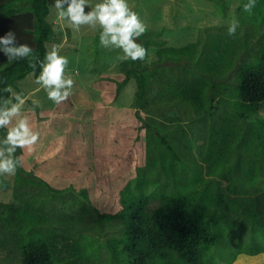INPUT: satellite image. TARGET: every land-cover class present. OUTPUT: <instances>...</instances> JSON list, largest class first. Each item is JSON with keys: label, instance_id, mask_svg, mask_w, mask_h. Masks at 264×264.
<instances>
[{"label": "trees", "instance_id": "trees-1", "mask_svg": "<svg viewBox=\"0 0 264 264\" xmlns=\"http://www.w3.org/2000/svg\"><path fill=\"white\" fill-rule=\"evenodd\" d=\"M245 3L247 0L239 2V27L234 36L220 33L181 47L165 46L156 39L158 32L149 29L138 38L136 42L147 50L151 45L158 47L156 60L150 64L145 63L147 57L144 61H122V80H108L110 88L118 91L130 78L135 79L131 123L110 132L96 121L90 142L76 134L70 139L64 132L62 139L51 141L41 152L17 149L16 155L24 157V166L15 174L13 201H0V244L9 243L19 250L20 264H86L96 247L84 233L78 237L72 234L74 224H83L86 217L96 224L122 223L119 233L103 241L114 263L230 264L243 253L238 251L230 262L219 263L212 246L229 231L225 225L231 228L221 212L226 206L234 210L235 205L221 198L218 183L230 180L227 195L232 198L236 192L232 172L243 169V164L232 158L243 140L238 131H243L247 124L243 121L264 100V0H256L251 15L243 11ZM216 5L220 10L221 5ZM48 13V0H0V37L14 32L17 43L29 45L37 57L33 70L29 67L31 57L8 63L0 51V99L11 96L4 91L6 86L13 88L29 73L40 74L39 60H43L48 51L46 43L54 35L46 19ZM236 69L235 87L221 82ZM154 84L157 92L150 101ZM221 94L224 97L218 98ZM225 97L232 98L228 101L239 110L237 116L242 121L235 127L219 109L218 102ZM156 99L190 108L203 123L205 136L198 160L193 156L197 147L182 144L186 131L180 115L169 117L178 129L167 130L165 124L149 121L154 117L150 103ZM69 105L68 99L56 105L45 112L46 118L66 115ZM37 119L42 126L43 121ZM52 119H48L50 125ZM6 133L7 129L0 128V139ZM256 135L260 139L264 132H254V137L243 144H251L256 160L255 164L251 158L246 160L251 170L244 171L251 181L262 155L252 150ZM260 146L264 149V141ZM153 175L165 177L166 182L152 180ZM68 202L77 205L78 213L69 218L74 224L58 216L59 205ZM261 252L264 246H256L247 254Z\"/></svg>", "mask_w": 264, "mask_h": 264}, {"label": "rangeland", "instance_id": "rangeland-1", "mask_svg": "<svg viewBox=\"0 0 264 264\" xmlns=\"http://www.w3.org/2000/svg\"><path fill=\"white\" fill-rule=\"evenodd\" d=\"M240 1L128 0V4L148 25L149 30L158 32L156 39L162 40L165 46L181 47L197 40L206 39L208 36L226 34L230 21L238 19L237 8ZM54 2L55 0H48L49 13L46 19L52 24L54 35L52 41L47 42L46 46L50 50L52 45H60L59 54L66 56L69 60L66 71L72 75L75 83L72 95L68 98L70 101V105L67 107L68 112L62 116L49 115V118L53 117L52 125L48 123L49 118H46L45 112L51 111L57 104L49 100L46 92L35 83L39 75L35 76L33 73H29L24 79L16 81L12 88L13 92L23 93L27 98L22 114L28 117L33 130L40 134L39 141L34 146L36 153L44 150L51 141L62 139L65 135L64 132H67L66 135L70 139L75 138L73 135L76 134L77 138L81 136L85 138L86 142H90L93 125L96 121L99 122L101 128L114 132L111 130H115L117 126L132 122L135 110L133 100L137 83L134 78H130L118 91L114 87L110 88V84H108L110 79L116 82L122 80L123 72L120 68V62L115 60L118 54H122L120 50L104 48L100 45L99 32L101 29L99 27L93 29L82 26L79 31L70 28L66 21L58 17L53 7ZM97 2L99 0H90L92 5ZM217 2L221 5L220 10L222 12L217 8ZM90 10L88 6L85 7L86 13ZM256 40H253L254 49H256ZM157 48L155 45L149 46L146 64L156 60ZM242 62L243 60H240L239 64ZM236 74L237 69L229 74L228 79L221 80V82L231 88L235 87ZM156 92L157 86L154 84L149 92L148 100L151 101ZM222 97L224 95H218V98ZM230 99L226 97L220 99L218 106L221 114L228 117L230 124L235 127L242 120L237 116L239 110L233 109L231 101H228ZM33 100L40 102V106L36 107L34 111L31 110ZM175 105V103L171 106L163 104L157 99L154 103L151 102L152 112L150 113L154 117L150 116L149 121L161 122L165 124L167 130L178 129L176 123L169 121V117L180 115L183 120L181 126L186 131L185 138L184 136L182 138V144L191 148L197 147L196 151L193 150V156L198 160L200 144L204 141L205 127L192 115L190 108ZM185 109L188 112H184ZM96 111L97 116L93 118ZM37 118L43 121L42 126L36 123ZM214 118L219 124V119ZM243 122L247 124L243 131L242 128L238 131L242 132L243 140L239 142L232 156L234 160H239L243 164V169H234L232 172L231 177L236 192L232 198L227 195V185L230 180L223 179L217 186L219 195L225 203H229V201L232 204L235 203L234 210L226 206V209L221 212L228 218L231 228L225 225L224 228L229 231L225 236L218 238L216 244L212 246L213 255L216 262L219 263L230 262L231 257L238 251L249 255L247 254L249 250L256 246H264V149L260 146V142L264 141V136L259 139L256 135L255 145L252 148L257 154H262L256 163L258 168L255 170L253 181L244 170H251L250 167H247L246 160L248 158H251L252 164H255L256 160L251 154V144L246 147L243 146L245 141L248 142L251 137H254V132H264L262 127V124L264 125V100L258 104L255 112L248 114ZM50 127H52L50 130L47 129ZM40 132L45 133L41 134ZM233 132L236 131L233 130ZM64 148L67 146L65 145ZM79 149L80 147H77V150ZM186 158V162L189 163L188 158ZM14 178L15 175L0 176V201H13ZM152 180H158L157 182L160 183L166 182L165 177L157 175H153ZM58 209L60 218L74 224L69 218L78 213L77 205L68 202L67 204H60ZM252 215H255V218ZM59 225L61 228L68 227L67 225ZM74 225H76V229L72 230V234L78 237L79 233H84L96 247V252H91V259L86 264H120L111 261L109 251L103 245L107 236L121 231L122 223L120 221L96 224L90 217H86L83 224L75 223ZM236 257L237 255L234 260ZM0 264H20L19 250L9 243L0 244Z\"/></svg>", "mask_w": 264, "mask_h": 264}, {"label": "clouds", "instance_id": "clouds-1", "mask_svg": "<svg viewBox=\"0 0 264 264\" xmlns=\"http://www.w3.org/2000/svg\"><path fill=\"white\" fill-rule=\"evenodd\" d=\"M66 5V7H65ZM91 10L85 12V7ZM256 0H247L243 11L252 14ZM54 9L61 20L68 26L79 31L82 26L96 29L99 27L100 45L104 48L118 49L122 54L115 57L117 62L144 61L148 50L140 43L139 37L146 33L148 25L140 18L128 4V0H99L92 5L90 0H55ZM239 27V21L232 19L228 27V35L234 36ZM60 45H52L46 51L43 60H39L40 74L35 83L47 94L54 104H61L72 95L74 80L66 71L69 60L60 55ZM0 51L8 58V63L19 59L32 58L29 67L35 68L33 49L24 43L18 44L14 32L8 31L0 37ZM11 96L0 99V128L7 129L3 139H0V176H14L18 168L24 166L23 155L17 156V149L32 150L37 145L40 134L33 130L27 116L22 109L27 98L23 93L13 92L10 86L4 88ZM32 111L40 106L38 100L32 101Z\"/></svg>", "mask_w": 264, "mask_h": 264}, {"label": "crops", "instance_id": "crops-1", "mask_svg": "<svg viewBox=\"0 0 264 264\" xmlns=\"http://www.w3.org/2000/svg\"><path fill=\"white\" fill-rule=\"evenodd\" d=\"M230 264H264V252L255 255H246L245 253H239L237 254L236 259L233 260Z\"/></svg>", "mask_w": 264, "mask_h": 264}]
</instances>
